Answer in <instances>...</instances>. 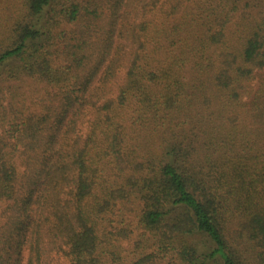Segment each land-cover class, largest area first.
I'll return each mask as SVG.
<instances>
[{
    "label": "trees",
    "instance_id": "16d2710c",
    "mask_svg": "<svg viewBox=\"0 0 264 264\" xmlns=\"http://www.w3.org/2000/svg\"><path fill=\"white\" fill-rule=\"evenodd\" d=\"M0 202V264H264V0H0Z\"/></svg>",
    "mask_w": 264,
    "mask_h": 264
},
{
    "label": "rangeland",
    "instance_id": "374dc122",
    "mask_svg": "<svg viewBox=\"0 0 264 264\" xmlns=\"http://www.w3.org/2000/svg\"><path fill=\"white\" fill-rule=\"evenodd\" d=\"M4 202H0V213H1V211H2V209H3V207H4ZM126 244V243H125ZM56 264H66V262H65V260L64 259H62V258H59V259H57L56 260Z\"/></svg>",
    "mask_w": 264,
    "mask_h": 264
}]
</instances>
